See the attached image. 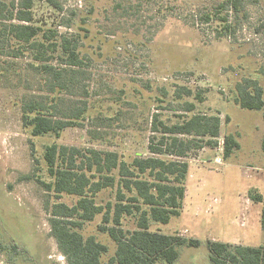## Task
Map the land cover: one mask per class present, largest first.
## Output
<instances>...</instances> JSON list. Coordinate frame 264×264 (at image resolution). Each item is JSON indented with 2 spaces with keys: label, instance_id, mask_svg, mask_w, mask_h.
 <instances>
[{
  "label": "rangeland",
  "instance_id": "obj_1",
  "mask_svg": "<svg viewBox=\"0 0 264 264\" xmlns=\"http://www.w3.org/2000/svg\"><path fill=\"white\" fill-rule=\"evenodd\" d=\"M20 1L0 5V17L19 9L32 15L30 22L0 19V264H68L45 208L55 201L72 205L78 197L55 198L46 190L42 182L52 180L44 160L47 145L112 150L126 160L147 156L152 115L175 121L184 101L197 111L218 113L220 133L215 144L179 158L188 163L181 213L167 224L151 223L150 230L200 241L197 247L182 245L173 264H211L209 240L264 245V119L261 111L233 101L234 86L244 78L264 89V0H242L238 12L230 0H34L27 9ZM204 14L211 15L208 22ZM225 15L230 32L219 19ZM12 23L41 27L46 47L65 37L79 53L80 67L67 76L73 91L61 96L57 110L71 113L84 103L87 110L79 124L58 136L33 135L24 124L22 103L46 95L49 78L36 59L44 48L19 41ZM64 60L54 54V64ZM183 85L193 93L176 100L174 92ZM226 135L240 144L228 158ZM114 190H102L96 202L113 199ZM101 220L97 214L80 231L108 246L106 261L115 243L98 230ZM123 224L132 229L134 219L125 217Z\"/></svg>",
  "mask_w": 264,
  "mask_h": 264
},
{
  "label": "trees",
  "instance_id": "obj_2",
  "mask_svg": "<svg viewBox=\"0 0 264 264\" xmlns=\"http://www.w3.org/2000/svg\"><path fill=\"white\" fill-rule=\"evenodd\" d=\"M6 1L0 0V5L5 6ZM33 1L21 0L19 6L30 8ZM229 4L236 12L242 8V0H230ZM225 5L220 4L218 12ZM1 16L0 19L6 20H32L31 12L22 9ZM210 16L204 14L202 19L208 22ZM219 19L224 31L230 32L233 25L228 23L227 15ZM9 27L19 41L31 42L37 49L44 48L45 55H36V59L43 62L41 75L49 78L46 95H34L22 103L24 124L30 127L31 134L58 136L64 128L79 124L78 120L87 110L86 103L82 107H72L71 113L57 110L63 101L61 96L73 91V79L67 76L74 75L81 64L75 46L63 37L46 47L47 37L36 25L12 23ZM55 53L66 58L63 64L53 63ZM234 92L235 104L243 109L261 111L264 119V89L258 80L244 78L235 84ZM192 93L183 85L175 90L174 97L179 100ZM195 96L202 101L199 93ZM180 108L184 113L176 115L175 121L163 120L159 112L152 115V134L147 146L150 154L147 156L134 155L126 160L112 150L81 149L56 143L45 147L44 160L52 178L50 182H42L46 190L53 192L55 198L63 193L78 197L72 205L55 201L45 208L50 214L51 232L68 264H173L182 245L197 247L201 244L198 239L150 230L151 223L167 224L181 213L188 163L179 158L204 145L215 144L220 133L218 113L197 111L190 101H184ZM239 146L232 135L224 136L223 157L228 158ZM261 149L264 152V134ZM108 188L115 189L114 198L97 203L95 196ZM97 214L102 215L98 230L107 233L115 243L114 253L106 261L102 258L108 246L94 235L84 236L80 231L84 223ZM125 217L134 219L132 229L124 228ZM260 224L264 229V208ZM206 246L211 264H264V245L209 240ZM12 251L17 252L15 245Z\"/></svg>",
  "mask_w": 264,
  "mask_h": 264
}]
</instances>
